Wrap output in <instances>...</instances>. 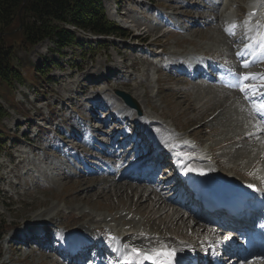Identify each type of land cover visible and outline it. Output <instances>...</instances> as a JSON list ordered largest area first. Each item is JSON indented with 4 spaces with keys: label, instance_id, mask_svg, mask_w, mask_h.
Masks as SVG:
<instances>
[{
    "label": "rangeland",
    "instance_id": "1",
    "mask_svg": "<svg viewBox=\"0 0 264 264\" xmlns=\"http://www.w3.org/2000/svg\"><path fill=\"white\" fill-rule=\"evenodd\" d=\"M101 1L107 18L125 29L128 37L110 38L98 46L94 38L78 33L76 41L81 45L62 50L50 40H44L28 52L18 51L16 54L21 70L27 67L22 72L25 84L0 87V104L7 111L0 124L6 142L0 152V264H68L55 255L57 238L77 228L79 234H86L88 230L92 237L106 240L104 244L111 237L120 236L128 227H142L160 240L173 238L192 240L193 243L211 234L209 228L205 232L202 225L195 228L192 224L170 222L171 216L151 210L152 207L137 202L136 196L115 195V188H120L121 184L111 186L113 190H101V194L95 192L92 185L103 178L112 179V176L80 175L79 170L70 169L73 159H62L66 154H74L78 146L85 148L84 143L89 142L86 138L80 143L77 138L79 134H87L79 129L80 125L81 128L95 125L102 142L114 140L116 144L99 148L100 152L108 153L116 148L121 136L136 131L132 141L137 142L138 126L146 124L143 127L148 128L150 135L147 133L144 139L152 142L158 138L167 145L171 144V153L165 158L168 161H172L170 158L191 161L181 166L192 176L196 174V165H209L215 172L236 182H258L264 188L263 129L259 122V128H256V121L239 98L244 97L240 87H264V80L260 79L264 72L248 86L240 85L239 76L228 86L213 80L194 81L177 74L179 67L187 71L202 62L221 61L237 67L232 56L237 44L226 42L228 38L215 24L217 22L200 26L203 21L199 22L198 18L221 16L223 24L229 28L235 25L234 31L240 30L244 34L250 0ZM148 9L149 14L145 12ZM170 11L180 22L179 26L187 30L165 35L167 28L149 23L150 19L156 20L157 14ZM218 23L221 24V20ZM47 61L51 63L46 64ZM34 67H42L43 75L33 78ZM255 68L264 70V60L261 59ZM211 78L215 79V76ZM117 91L131 97L137 108L127 106ZM98 103L104 104V111L96 107ZM239 103L244 105V112L238 116L232 109ZM93 107L98 110H92ZM118 110L133 114L137 120L132 123L130 117L119 123V117L112 116L113 111ZM221 110L225 114L213 119ZM97 112L101 115H95ZM94 117H98L95 122L92 121ZM52 131L55 135L51 134ZM119 132H122L121 136ZM156 135L159 137L155 138ZM248 135L251 137L246 139ZM53 139L60 141L56 150L51 146ZM31 145L38 149H32L31 153ZM63 146L67 147L63 149ZM187 149L192 153H187ZM137 156L125 155L120 162L132 161ZM201 156L207 158L200 162L196 160ZM206 159L210 162H204ZM131 163L117 170L116 176ZM28 170L31 176L27 175ZM69 171L75 176H70ZM165 175L158 174L157 181H167L172 172ZM117 182L128 183L137 191L149 187L131 180ZM161 194L169 200L172 215L177 209L174 198L164 190ZM91 216L96 221L90 222ZM5 227L9 230L2 235ZM47 229L54 239L50 240L46 233L48 239L43 241L53 250H43L42 245L31 243L32 246L27 247L20 243L25 235L30 240L35 239L38 232L44 234ZM11 239L12 245H8Z\"/></svg>",
    "mask_w": 264,
    "mask_h": 264
},
{
    "label": "bare ground",
    "instance_id": "2",
    "mask_svg": "<svg viewBox=\"0 0 264 264\" xmlns=\"http://www.w3.org/2000/svg\"><path fill=\"white\" fill-rule=\"evenodd\" d=\"M202 1H206V0H202ZM235 2H237V1L235 0ZM261 2H259L258 0H250L249 1V3H248L249 9L247 11L246 16H247V21H250V23H251L250 25L251 26H248V29L243 32L244 34H242L240 31H234L235 32L234 35H231V36L228 35L225 32V29L229 28V27H227L225 24H223V21H222L223 18H221V16H219L217 18H211L209 16L208 17L201 16V18L200 17L198 18L199 22L203 21V23L200 24V26L201 25L208 26L210 24H213L214 22H217L215 24L219 25V29L222 30L223 31L222 33H224L226 35V38H228L226 40V42H231L232 44L237 43L236 48H233L234 54L232 56H233V59H235V61L237 62V64L239 66H237V67L231 66L232 68H234L237 71L236 72L237 75H241L242 74L241 72H242L243 69H252V67L256 66L259 63V61H260V59H259V57L257 55H253L252 60H250L249 62L246 63V64H248V67H246V68L242 67L241 64H240V62L243 60V56L245 55L246 51L249 50L248 47H249V45H251L250 44L251 43V38L253 36L255 38L257 36L260 37V35H261L260 33H256L255 32V30L257 28L256 21L259 20V16H260L259 15V9H260L261 6L259 8H257V7H258V5H261ZM240 10H242V9H240ZM183 19H188V18H183ZM220 20H221V24L218 23V22H220ZM199 22H197V23H199ZM197 23H196V25H199ZM263 33H264V31H263ZM236 37H238V38H236ZM242 38H244V41H245L243 44L247 43V46L241 48L239 44H241V39ZM255 42H256V40L253 41L252 45H254ZM259 50H261V49H259ZM216 70H217V68L213 67L211 69V73H214ZM247 72L250 73V72H257V71L249 70ZM241 77H243V74H242ZM253 90L255 91L254 94L257 95V98L259 100H263L264 101V94H262L260 92L261 90H258V91H256L255 89H253ZM239 98L242 99L243 104H245V107L250 112L249 113L250 116H252L253 119L256 121L255 125H256V128L258 129L259 128L258 127V125H259L258 121L260 119L256 115H253L252 110H251V106L249 104V101L246 100L242 96H240ZM243 104L239 103L238 106L234 105L235 107H233L234 109H232V110H234L235 113H237L236 115L239 116V115H241V112L242 113L244 112V108H243L244 105ZM223 110H221V111H223ZM221 111L213 119H215L218 116L221 117V115L223 116V114H225L224 111L221 114ZM238 111L240 113H238ZM116 113L119 114V113H121V111L118 110V111H116ZM128 114H129V112H126L123 115H128ZM227 114H228V111H227ZM259 122L262 123L261 120ZM145 125L146 124H143L144 127H145ZM144 127H142V130H144ZM148 127L151 128V126H149V124H148ZM146 129L148 130V128H146ZM95 130H96V126L91 127V131H95ZM263 131H264V129H263ZM259 133L260 132H257L256 134L260 135ZM253 135L254 134H252V137H253ZM156 137H159V136L156 135L155 138ZM246 137H247L246 139H248L251 136L248 135ZM155 142H156V144H158L157 147H161V146L165 147L167 145L166 141H161V139H158V138H156ZM170 146H171V144L168 145L169 149H170ZM168 147L165 148V151H164L165 153L164 154L171 153V150H168ZM186 152L187 153H192V150L187 149ZM34 153H35V151H34ZM81 154L86 156V154H87L86 149H83L81 151ZM81 154L79 153V151L77 149L75 155H81ZM161 156H163V155L161 154ZM202 158H205V157H202ZM148 160L150 161L151 159L149 158ZM178 160H179V162H178ZM178 160H177V163H180L179 164L180 166L189 164L191 162V161H188L186 159H178ZM162 161H164V160L162 159ZM215 164H217L216 161H215ZM77 166H81V164L79 163ZM116 167H118V166L114 165L113 170L111 172L112 179L103 178L101 181H99V183H95V185H92V189L95 190V192H100V194H101V190L102 191L103 190H107L108 191V189H110L111 186L117 187L118 184H121L120 188L119 187L115 188V192H116V193L114 192L115 195L118 194L119 197L125 196V197H128V198H133V197L136 196L137 197V202L139 201V202H141V204L144 203V205L152 207L151 210H157V211H160L161 213L165 214L166 216H171L170 222H174L175 221V222H182V224L183 223L184 224H186V223L187 224H192V226H194L195 228H197V226H201L202 225V226H205V228L203 229V230H205V232L209 228V231L211 232V234L209 233V235H213L214 236L216 234L211 229V227L209 225L210 220L208 221V220H206V218H205V220H200L198 217H194L192 219L191 218L192 214L187 212V211H184L182 208H180V206L178 204L176 205L177 209H175L173 211V214L170 215L171 213L169 212V206L171 204H169L170 203L169 200L164 199V197L161 194V192H159V190H157V188L154 187V185H150L149 184V187H148L147 190L146 189H141V190L138 189V191H137L135 187L131 188V186L128 183L126 185H122V183H118L117 182V177L119 175L116 176L115 173H114L118 169ZM195 168L197 170L195 171L196 174H195L194 179L198 178L199 180H201V183L203 184V186H202L203 188H205L206 186H209V185H215V188L217 190L219 189L220 191L227 192L228 188L231 187L233 189L234 187L236 188L238 186V185H236L234 183V181L231 178L225 177L224 175H220L219 173H216L212 168H210L209 165H206V166H203V167L200 166V165H196ZM139 170H140V167L136 168L135 172H138ZM68 173H70L69 174L70 176H75V174H73L72 171H69ZM123 173L124 172H122L120 174V179L119 180L130 181L132 173L131 172H127L125 174V177H124ZM153 175H152V177H153ZM250 183L252 185L244 186V188L246 190L250 191L253 188V186L255 185L253 181H250ZM226 187H227V189H226ZM162 188L163 189L166 188V183L164 184V186H162ZM260 194L261 195H260L259 198H261V196L264 198V190H262L260 192ZM152 195H154V196L152 197ZM106 196H108V195H106ZM149 207H148V209H150ZM180 212L183 213L184 215L180 214ZM181 215H183V216H181ZM82 216L85 217V214H83ZM224 219L229 223L228 226L230 227V229L233 228V229H235V231L237 230V231L241 232L243 227H246L247 229L250 227L252 217H250L249 214H247V210H244V213H242V211L241 212H237L236 215L233 218L224 216ZM40 220L41 219H38L37 221H40ZM98 220H103V218L102 219L98 218ZM89 221L93 222V221H96V219H94L93 216H91V218H89ZM131 221H132V219L130 218V222ZM77 232H78V228L76 230H74V231L72 230V232H69L68 234H66V233L63 234L61 237L64 238V240H65V243L63 244V245H65L64 249L71 250L72 251L70 253L71 257L77 260V262H75L74 264H79V263L83 264L85 262V259L82 261V259L84 258V255H83L82 251L84 249H88L86 247V245H85V242L88 241V240H93L94 238L88 233V230H87L86 234H83V233L79 234V232L78 233ZM122 234L124 235L123 238L122 239L118 238L115 241V246H116V249H117V253L122 256L121 259H128L130 261V263H134V264H142V263L145 264V257L147 255H152L154 250H160L161 248H164V247H166L169 251L175 250L177 256L184 257L183 264H184V262L188 263L190 261L188 256L194 255V251H196V252L201 251L202 254H206V253L210 254V250L204 249V247H201L200 244H198V243H193L192 240H186V241H188L187 244H182L179 241L174 240L173 238H163V239L160 240V239H158L156 237H153V235H152V233L150 231L144 230V229H142V227L140 229H136V228L134 229L132 227H130V228L128 227L126 229L124 228V230L122 231ZM142 234L144 235L143 237H142ZM226 234H229V233H226ZM225 236L226 235H223L222 238H224ZM213 238L214 237H212V236H207V237L205 236V237H202L201 239H202V242H206V241H208L210 239H213ZM224 244H225L224 242L223 243L222 242L219 243V245L221 247H223ZM96 247L98 248V246H96ZM133 249H135L137 251L133 252ZM234 249L235 250L232 251V254L234 255V257L239 258L240 264H263L262 262H260V259H264V255H262V253H260L258 250H256L255 253H252L253 258L248 261L247 260L248 254L240 253L239 254L240 256H239V255L236 254L237 253L236 247H234ZM98 250H99V253H100L99 258L101 256H103L104 254H107V253L109 254V252L104 251V250H100V248H98ZM112 250H115V249L112 248ZM86 252H87V250H86ZM137 253H141L142 255H138ZM214 257L216 258L217 256L214 255ZM59 260L62 261L61 258H59ZM228 261L231 262L230 260H228ZM101 264H105V261L103 263H101Z\"/></svg>",
    "mask_w": 264,
    "mask_h": 264
},
{
    "label": "trees",
    "instance_id": "3",
    "mask_svg": "<svg viewBox=\"0 0 264 264\" xmlns=\"http://www.w3.org/2000/svg\"><path fill=\"white\" fill-rule=\"evenodd\" d=\"M69 27L94 36L128 37L124 29L107 19L101 0H0V87L25 84L22 72L27 67L21 70L18 51L28 52L44 40L59 50L78 45L76 32ZM41 68L34 67L33 78L43 75ZM6 116L0 104V124ZM3 139L0 129V150Z\"/></svg>",
    "mask_w": 264,
    "mask_h": 264
},
{
    "label": "snow or ice",
    "instance_id": "4",
    "mask_svg": "<svg viewBox=\"0 0 264 264\" xmlns=\"http://www.w3.org/2000/svg\"><path fill=\"white\" fill-rule=\"evenodd\" d=\"M235 25H232V27L226 28L225 32L228 35H234V29ZM258 46L261 48V51L264 52V33L260 35V39L257 41ZM242 67H248V64H243ZM240 79L244 81L257 79L254 75H245L241 77ZM260 79L264 80V77H260ZM242 93H247L249 89L245 87H240L239 89ZM259 115L261 116V119L264 120V103L260 105L259 108ZM137 250L133 249V252H136ZM138 255H142L141 253H137ZM146 259H149L152 264H183V257L177 256L175 250L169 251L166 247L161 248L160 250H154L153 254L151 256L146 257ZM127 264V261L125 262Z\"/></svg>",
    "mask_w": 264,
    "mask_h": 264
},
{
    "label": "water",
    "instance_id": "5",
    "mask_svg": "<svg viewBox=\"0 0 264 264\" xmlns=\"http://www.w3.org/2000/svg\"><path fill=\"white\" fill-rule=\"evenodd\" d=\"M118 96H120L129 106L136 108L137 104L136 102L131 99L127 94L124 92L117 91Z\"/></svg>",
    "mask_w": 264,
    "mask_h": 264
}]
</instances>
